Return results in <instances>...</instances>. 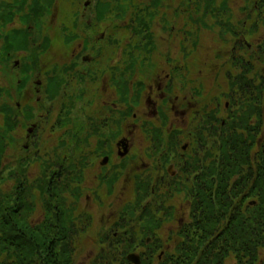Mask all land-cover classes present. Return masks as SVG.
<instances>
[{
  "label": "flooded vegetation",
  "instance_id": "af4514ba",
  "mask_svg": "<svg viewBox=\"0 0 264 264\" xmlns=\"http://www.w3.org/2000/svg\"><path fill=\"white\" fill-rule=\"evenodd\" d=\"M71 23L76 26V22ZM104 25V21L95 23L91 19L87 20L84 30L87 32L94 27L93 30L97 29L98 32L106 28ZM101 34L104 38V34ZM96 37L99 44L103 38L99 37V34ZM71 50L57 51L45 56L46 62H42L39 74L41 77L36 84L32 87L31 82L27 81L22 84L21 89L16 90L17 106L24 121L22 124L37 125L33 135L27 134L26 130L21 134L20 127L17 128L19 137L30 139V145L25 146L24 152H28L31 147L33 155L38 159L41 153L44 155L43 149H46L48 161L52 162L54 155L50 152L60 147V143L65 145L70 134L66 126L58 130L59 123L63 125L61 120L75 119V116H78L83 121L80 129L78 128V135H82V130L91 128L93 136L89 135L83 141L81 139L78 144V147H81L85 142L87 147L82 148L83 155L78 163L72 165L78 168V175L82 180L80 185H72L78 189L76 192L68 196L63 195L69 205L75 203V193H83L88 201L85 207L91 211L96 208V212L92 213L93 217L96 213L105 215L106 212L111 217L115 216L114 211L105 203L123 198V173L128 182H135L138 176L146 179L144 181L162 180L174 203L177 202L174 199L181 189L191 192L195 187L185 189V174L198 175L197 172H200V167L202 169L205 163L199 159V148H194V142L198 143L195 137L207 132L212 123H217L220 117L209 110L203 127L196 130L195 124L199 123L202 110L213 105L196 100L188 88L187 81H190V78H186V85L182 84L183 80L171 72L173 66L168 62L154 64L151 69L139 73L141 77L137 75L138 78L129 80V64L122 62L121 56L117 66L120 68L118 75L122 78L114 81L112 66L107 64L108 55L102 45L94 51L84 53V45L77 48V51H73V47ZM85 56L91 57L89 64L82 63ZM55 67H58L57 74H54ZM46 77L47 83L44 81ZM55 80L58 95H51L47 91L43 95L38 90L43 82L44 85L47 84V90L48 85ZM70 86H75L76 91L69 92ZM36 93H41L42 97L36 96L35 99ZM37 105L43 107L44 114L39 115L35 121ZM22 107L28 108L24 111ZM115 115H122L124 121L120 138L117 137ZM16 118L19 119V116ZM149 127L153 129L152 137L148 136ZM230 167L228 166L229 169ZM173 188L175 190H170ZM95 197L96 203L100 202L101 207L91 203ZM82 198L80 197L79 203ZM182 201L184 205V198ZM173 204L165 207L169 210L171 221H178L177 224L182 225L183 219L175 217V207H181L182 203L180 201L175 206ZM184 210L182 214L185 217L191 214L190 208L185 207ZM91 211L86 210L85 213L90 215ZM128 220L125 219V224L132 229ZM120 223L121 218L113 225L118 227ZM136 252L146 253L141 248Z\"/></svg>",
  "mask_w": 264,
  "mask_h": 264
},
{
  "label": "rangeland",
  "instance_id": "374dc122",
  "mask_svg": "<svg viewBox=\"0 0 264 264\" xmlns=\"http://www.w3.org/2000/svg\"><path fill=\"white\" fill-rule=\"evenodd\" d=\"M36 1L37 0H26L24 4L22 3L23 5H27V6L25 10L21 11V16H16L14 20L12 21V23L4 24L3 22H0V36L3 35L5 37V35H8L10 33L12 35L15 32H20L16 34L17 37H15V39H19V42L22 40L20 36H23L24 34L28 33V37L30 38V44H29L28 51L19 52V50L14 48L16 46L15 45L11 49L10 47H8V49L10 50L9 53H7V51L4 49V46H6L5 40L0 39V110L5 109V107L11 108L10 103H14L13 102L14 98L13 99L11 98V93L14 92V94H16L15 91L18 89V86L24 84L27 81H29L28 83L31 82L32 87L34 86V83L36 84V81L40 79L41 77L39 74H40V70L42 67V62H46L45 56L50 55L53 52L59 50V45H56V48L55 46L50 47V41H52V43L57 42L56 44H60L59 40L63 41V39L66 37H65V32H63L59 28H54L55 24L56 25L60 24L62 26L64 25L71 26L70 25L71 22H76V20H78L79 27L76 26L75 29H72L73 31L71 34L75 36L78 34L80 35V37L86 39L88 41V46H87L88 51H94L101 46L100 43L97 44L99 41L98 37H96V35H98L97 34L98 32H96L97 29L93 30L94 28L93 27L90 31L85 32L84 28L86 26V22L88 18L89 17L91 18V12H94L96 10L97 4L99 5V3H103L105 7H108V6L111 7V5L109 4L114 3L113 4L114 8L112 12L105 15V17L106 19H108V15L111 14V16L115 18V20L113 21L114 23L113 27L114 29H118V31H116L119 33V36H117V38H120V44L118 43L119 44L118 48H120V46L122 45V42H124L126 38L131 37V31L134 32V28H132L131 30V24L133 22L132 19H135L133 25L140 24L141 20L144 21L143 19L144 14L140 10H139L140 12L138 11L139 7H138L136 0H131V1L130 0H123V1L121 0H55V2L53 0L54 3L51 6H47L45 4L47 3L46 0H43L44 2L40 0V2H37V4H41L42 5L41 8L45 7L47 10L46 13H44V15H42L43 13L40 14L38 11L35 12L36 10L32 11L33 6ZM138 1L139 3H142L140 5V9L149 8L150 14L154 12L153 6H152V0H138ZM177 1H180V0H177ZM189 1H192V0H188L186 3H184V1L181 0V3H182L181 9H183L185 5L188 4L187 9H189L190 12H192V15H193L192 17L186 18L185 15H184L185 17L182 15L181 22L180 20L179 21L175 20L174 17L171 19L168 17L167 20H161L158 17H154L152 18L150 22V29L156 32V35H157L156 38L152 39L151 43H154V46L158 48L159 52L165 53L166 55V57H160L161 60L169 59V57H171V59H173L174 61L181 60L183 57L182 53L183 52L185 53L186 50H190V52L193 53V56L191 57L192 58L191 65H190L191 69L194 68L195 71L194 70L193 71L196 74L199 71L202 73V74L199 73L202 76H199L198 79L202 80L203 83H205V86L209 89L208 91L209 99L214 98V97H220L221 95L220 92L222 89L219 88V84L222 86L224 90H226L228 88L227 83L224 81L223 77L217 78V81H216L215 78H213L212 80L211 78H209V76L211 74L215 75L218 73V71L216 73L212 70L213 63L215 61L217 63H220L218 62V58L216 55L214 58L215 60H212L214 57L213 51H216V53H219V51H222L219 48H222L224 43L219 42L217 45L216 44L213 45V42H214L213 38H215L216 36V39H217L218 34H220L221 36H224L231 32L229 27H227L225 24L228 18L225 19L224 17L226 16L227 14L226 12L228 10L229 12L234 10L235 13H237V17H239L238 19L242 20V22L238 23L239 20H235L233 22L236 30L232 29V31L237 32V34H235L233 37H236L237 41L239 40L238 38H244V37L252 41L251 43L253 46L251 47V49L253 52V57H250L249 59L251 60L250 66L253 65L252 70H254V74L257 73V76L254 75V80L257 82L258 85H261L264 82V80L263 79L261 80V77H260L264 73V29L262 28L258 32H254V29H256L255 27L251 28L249 26L250 27V28L248 27L249 30H245L243 25H244L245 20H248V19H249L248 23H252L250 20L252 19V16H251L252 12H254L255 10H259V9L260 11H262V9H264V0H193V3H189ZM211 1H214V4L212 7H209V4H211ZM87 2L89 3V5H86ZM174 2L175 0H162L161 10L163 8L170 9ZM5 3L11 4V3H16V1L15 0H0V6H5V5H2ZM18 3L19 5H21L20 1H18ZM85 5L87 7H85ZM216 11L219 13L218 16L215 15ZM121 12H125V13L121 15L119 18H116ZM23 15L25 17H30V18L24 19ZM145 15L147 17L148 14H145ZM137 19L138 21H136ZM185 19H187V21ZM192 19H194V21H192ZM216 20L221 21L220 25L215 26ZM176 21H178V23ZM179 22H180V25H179ZM206 24H209L210 28ZM261 24L264 26L263 22ZM223 25H225L226 28L222 27V29H220L221 26ZM175 27H178V28L175 29ZM178 30H184V34L179 32ZM248 31L249 33H247ZM175 36H177V40L175 39ZM136 40L138 44L136 43L131 46V48L136 47L135 49H133V54H135L137 57L138 55H143L147 59H151L154 56V58L158 60V56L156 54L153 53L152 55H149V54H145L144 52H142V48L146 44L144 42L140 43V39L138 35H136ZM179 42H181L182 45L184 44L183 49L179 48L178 46ZM13 43L15 44L16 41H14ZM260 44L261 46H259ZM208 47H211V50H209L210 52L207 49ZM109 48L116 49V47H114L113 44H111ZM242 52H246L245 49H242ZM24 53H26V56ZM209 56L211 58H209ZM19 60L21 62V65L15 68L14 64L16 61H19ZM193 62H195L196 65ZM222 66H223V63H221V67ZM198 68H201V69L199 70ZM239 68L240 67H238L237 70L240 71ZM217 69L219 70V67ZM259 71L262 73H260ZM197 77H194V78H197ZM44 81L46 83L48 82L47 77H46V80ZM43 85H44V82H43ZM43 85L41 87H38V90L42 91L44 95L46 94V91H47L46 90L47 84H45L44 86ZM69 89H70L69 92L71 93L76 91L75 86L73 87L70 86ZM239 95L240 94L237 95V99H239L240 104H234L235 102L232 101L231 97L224 96L223 98H221L222 105H225L224 103L228 102V104L231 105L230 107L231 110L235 111V109L237 108L238 110L236 112H239L240 114H242L243 109L249 106H252L254 103H252L250 100L241 101L243 96L239 98ZM38 96H40V98L42 97L41 94ZM44 98L45 97L43 96L42 100H44ZM206 103H209V101H206ZM255 103H259V102H255ZM213 104H217V103L213 102ZM39 106L40 105H38V107ZM261 106L264 107L263 102H261ZM38 107L36 110H38ZM217 107L218 106H211V108H213L212 112L213 111L217 112L218 111ZM224 109L225 108L223 106V110ZM229 111L224 112L225 113L224 115H223V111H220V114H221L220 116L223 117V120L227 119ZM41 114H44L43 107L39 115ZM35 121H37V119ZM67 122L69 123V125H70V122H72L73 126L69 128L70 134L67 138L66 144L62 145V143H60V147L50 152V154L54 155L53 161L48 163V165H46V163H42L40 164V167L30 165L31 166L29 170V172L31 173L30 177L37 178L38 175L39 177L41 175V177L46 179L47 187L52 177H53L52 180H55L56 178V182L54 184L60 183L62 186L63 182H61L60 180H66V178L70 176L68 175L70 166L73 167L72 165L74 163H78V161L81 159L83 155L82 148L87 147L85 146V142L82 143L81 147H78L79 142L81 141V139L83 141L89 135L90 137L93 136V131H91V128H89V130L88 129L82 130L81 131L82 135L80 136L78 135L79 134L78 128L80 129V124L83 122L82 119L78 118V116H75V119L67 120ZM116 123H117L116 130H119L117 137L120 138L123 132L121 130V128L123 127L122 122L120 123L116 122ZM219 129L220 131L218 133H214L213 135H211V138L207 136V138L204 140L202 144H200V146L196 145V142H194V148L195 149L199 148L200 158H202L204 161L206 160L204 159V156L206 158H208V156L213 155V154H215V156H218L219 154H222V152L225 149V148H219L220 145H217L216 143V142L221 141V144H222L223 142L221 135L224 133L223 132L224 130L222 126H220V128L219 126L215 128V130H219ZM244 133L245 135H247V131H245ZM261 142L264 143V129L262 131V135L257 136L256 141L254 142V144H252L253 146L252 151L249 154V156H252L253 159L255 160L253 164L251 163L254 167H260L263 162V157L261 156V150L258 149L260 148L259 144ZM207 146L209 148H207ZM9 147H10L11 153H8V154L12 156V159L9 157L7 164L5 160L3 161V164H2L3 166L1 165L0 167L1 172L6 170L7 168L6 166L14 167L15 164L13 163V161L18 160L20 155H22V153L24 154V151H23L24 148H22L23 145L22 143H20V141L13 142L10 140ZM196 162H197V159H196ZM28 168H29V165H25V169H28ZM122 169H123V166H122ZM14 173H15V178L17 179V183L13 189L14 191H16L20 186V182L22 178L27 177L28 173L27 171H23V169H20V168H18V171H15ZM199 174L200 172H198V175ZM195 179H194V175H192L189 180L190 186L192 183L194 185L196 184ZM6 181L7 180H5L3 183H0V186H2L1 189L4 192H7V189L5 188ZM153 182L154 184H157V181H153ZM186 183H184V185H186ZM122 184H123L122 186L123 187L122 188L123 198L121 199L118 198L116 201L111 202L112 204L111 206L113 208H110V209L114 211L115 216L111 217L110 214H108L107 212L105 213V215H102L100 213L95 214L94 216L95 223L92 229L93 231L92 233L95 238H92V239L96 240V243L95 242L93 243V241H91V243L86 241L83 243H79V245L78 244L76 245L77 250L75 252V256L73 257L76 264H97L98 263V256L101 254V250L96 247L99 245L98 243H100V238L103 235H106L108 233V232L106 233L104 230L107 229V225H109V222L112 221V219H115L116 217H118L117 215H120V212L118 213V210L122 208L123 206L122 204L126 205L129 198H132L134 196V195H131L130 197V194H128V191H130L129 190L130 188L135 189L136 186L131 187L130 182L127 183L128 186L127 184H124V182ZM137 185H140V183H137ZM163 185L164 184L162 180L159 179V183L155 187L156 188L155 195H153V193L149 194V197L142 201L143 205L140 207V210L138 209L139 212H137L134 215L135 216L134 223L138 222L139 213L142 212L143 209L146 208V206H149L148 204L149 201L151 202L150 205H151L152 211H155L158 208L160 211L164 206L169 205L170 203L171 204L174 203L170 199V193H169L170 191L167 190ZM33 186H35V184L32 183L29 186V184L27 183L26 185H22V188L23 190H26V191L28 190V188L29 190L30 189L34 190L35 188ZM184 187L186 190L191 189L186 186ZM170 190H175V189L173 188ZM47 191H49L48 188H47ZM52 192L53 190L50 193ZM136 192L137 190H135L134 192L135 195H137ZM183 193L186 195V192H183ZM47 197L48 195L46 193L43 196L44 200L46 199V202H47ZM34 199L35 198L31 196V193H30V199H29L28 204H31V202ZM44 200L40 199V201L38 202L40 204L42 203L43 205ZM174 200L177 201L174 204L178 202L180 203L179 194ZM8 202L7 200L5 201L6 206H7L6 210H8V214L10 216H11V213L14 216L18 215L20 213L19 211L20 205H18V202H9V203ZM91 203L92 204L96 203V197L92 199ZM181 203H182L181 207H178V213H181L183 208L185 207V205H183V202ZM77 204H78V207H80V210L82 208V211L84 212L86 211L87 208L84 206L85 204H87V200L85 198L82 200L80 204L79 203ZM96 204L101 207L100 202H97ZM35 206L36 204H31V207L34 208ZM41 210L42 209L40 208V211ZM87 210L88 212L91 211L89 209ZM94 211L96 212V208L95 209L92 208L91 213H93ZM150 214L152 215L153 212H151ZM25 215L27 216V218L29 217L30 221L31 220H34L37 222L40 221V218H39L40 214L34 213L32 210L29 213L25 211ZM87 218L88 220H90L89 216ZM225 219H226V216H225ZM88 220L84 218H78L76 226H77L79 233L82 231V226L83 225L85 226V224H88ZM87 227H89V224L86 226V228ZM87 230H89V228H87ZM167 230L169 231V229ZM90 232L91 231L89 230V234H91ZM76 235L74 238H76ZM146 238L147 237H145V234L143 235L140 234L138 243L140 244L141 240L142 239L145 240ZM130 240L131 242L135 241V239H132V238H130ZM108 246H109V243L107 247ZM110 248L112 249H109L108 254L106 255L108 260H110L111 258L120 259L121 258V255H119L121 254L120 249L124 251L125 249H127L126 247L124 248V247H119V246L110 247ZM132 248L134 249L135 246H133ZM173 248H174L173 246L172 248L166 247V250L172 251ZM166 254H169V253L167 252ZM156 256L157 255L155 253L154 254L155 259H157ZM154 262L158 264L157 260H154ZM235 263H236V260L234 256L230 257L225 262V264H235Z\"/></svg>",
  "mask_w": 264,
  "mask_h": 264
},
{
  "label": "trees",
  "instance_id": "16d2710c",
  "mask_svg": "<svg viewBox=\"0 0 264 264\" xmlns=\"http://www.w3.org/2000/svg\"><path fill=\"white\" fill-rule=\"evenodd\" d=\"M15 1L16 3H5L2 4L5 6H0V22L10 24L16 16H21V11L27 6L23 5L26 0ZM37 9L36 4L33 10ZM26 36H20L22 38L20 42L19 39H15L17 37L15 33L5 37L1 35L0 39L5 40L4 49L9 53L8 47L11 49L15 45L14 48L19 51L28 49L29 42ZM240 153L243 157L244 150ZM262 172L263 167L260 170V173ZM240 173V170L235 171L234 175ZM259 178V183L250 188L252 196L257 195L260 199L257 206L245 209L244 204L237 205L230 216V213L232 214L230 195L233 194L234 199L239 198L244 192V185L247 184V178L242 177V180L231 188L232 191L227 187L224 189V196H219L218 200L222 202L220 208H214L216 206L213 204L203 208L201 223H196L199 238L196 242L193 241L197 246L191 245V242L189 246L183 245L180 251L182 260L178 264H193L196 258L197 264H224L230 252L235 254L237 264H264V176ZM205 193L211 196V193L207 191ZM6 207L5 201L0 200V215L4 222L2 229L4 235L0 237V264H74L73 252L67 240L68 229L65 219L55 217L51 222L48 220L42 229L41 227L33 229L27 226V223L6 215L8 213Z\"/></svg>",
  "mask_w": 264,
  "mask_h": 264
},
{
  "label": "water",
  "instance_id": "95a60500",
  "mask_svg": "<svg viewBox=\"0 0 264 264\" xmlns=\"http://www.w3.org/2000/svg\"><path fill=\"white\" fill-rule=\"evenodd\" d=\"M130 259L133 261V262H135L136 264H140V260L139 259H137V258H135V257H130Z\"/></svg>",
  "mask_w": 264,
  "mask_h": 264
}]
</instances>
